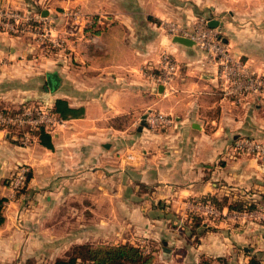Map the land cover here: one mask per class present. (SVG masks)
<instances>
[{
  "label": "crops",
  "instance_id": "1",
  "mask_svg": "<svg viewBox=\"0 0 264 264\" xmlns=\"http://www.w3.org/2000/svg\"><path fill=\"white\" fill-rule=\"evenodd\" d=\"M0 3L32 11H38L39 5H43L39 11H47L56 20L61 18L59 14L63 10L70 8L80 10L89 18L84 24L89 25L86 30H79L72 39L75 62L67 59L60 62L59 94L53 100L54 104L57 98H63L74 108L84 107L85 115L65 120L50 129L54 148L41 145L38 139V144H34L25 155L27 161H24L32 171L27 187L30 186L33 192H48V203H36L27 217L23 214L18 217L15 208H5L6 221L0 225V241L11 245V255L20 257L19 247L24 241L43 246L66 241L62 236L67 230L65 234L55 233V228L64 224L63 220L56 221L59 207L56 202L64 201V192H73L80 197L86 195L92 200L85 207L81 204V218L77 217L81 225L79 236L88 237L82 225V214L90 211L92 215L87 213L90 218L86 222L95 223L100 192L94 189V185L99 189L102 187L95 183L99 182L97 177L101 170L98 167L114 164L115 156L110 155L113 150H108L104 158L101 147L112 148L113 141L126 143L123 139L132 137L130 127H118L110 121L131 116L139 118V123L145 122L140 126L142 133L139 136L144 146L143 154L140 156L136 152L138 157L133 162L142 164L133 167L134 170H129V175L125 174L123 178L117 173L108 177L115 186L111 192H117V199L110 192H102V197L107 199V213L113 219L117 211L122 213L124 218H120L124 226L134 225L147 230L158 225L159 238L166 252L169 250L167 245L185 247L184 253L160 256L166 264H205L202 263L204 257L214 262L213 259L227 254H233V259L238 257L241 264H246L255 250L243 245L246 254L237 253L236 243L243 240L241 233L235 230L207 233L195 249H190L187 247L194 237L190 240V232L184 231L187 226L178 224L173 214L181 212L188 223L192 222L186 209L194 213L198 211L192 203L187 207L184 198L219 196L227 192L223 186L226 183L236 184L243 189L241 192L249 191L252 184L260 187L259 182L264 178V161L238 151L236 141L242 137L264 139L263 107L254 100L236 105L226 98L220 90L217 66L210 55L196 44L175 42L161 22L175 21L185 28H192L199 17L223 22L218 28L230 50L262 75L264 27L256 24L250 32L248 26L233 28L231 17L236 18L232 12L236 5L234 0H0ZM252 7V21L264 20V0H258ZM58 8L62 9L61 13ZM96 15L104 17L99 21L104 26L98 34H93L87 30L97 22ZM30 46L33 47V41L27 36L0 33V52L9 59L10 65L4 74L10 75L12 69L21 68L27 62L26 55L32 50ZM164 53L175 57L179 72L171 88L160 84L159 91H156L146 78L145 70L159 69L160 72ZM150 110L171 115L173 123L159 130L149 128L144 117ZM1 147L6 146L0 143ZM135 171L139 175L136 181L131 177ZM122 179H125L123 184ZM85 183L88 184L85 186ZM133 183L136 185L134 190ZM146 185H154L152 192L157 196L152 198L157 197L161 206L165 202L173 203L171 215L178 228L171 230V219L166 215L169 210H159L160 217L156 219L152 217L155 207L149 210V204L135 203L138 196L134 198V192ZM261 187L264 191V185ZM122 188L128 191L123 202L118 198ZM7 189L0 184V196L5 197ZM117 202H122V208L117 207ZM165 207L170 208L167 204ZM101 222L107 224L108 219L103 218ZM249 224L242 226L247 228Z\"/></svg>",
  "mask_w": 264,
  "mask_h": 264
},
{
  "label": "rangeland",
  "instance_id": "2",
  "mask_svg": "<svg viewBox=\"0 0 264 264\" xmlns=\"http://www.w3.org/2000/svg\"><path fill=\"white\" fill-rule=\"evenodd\" d=\"M234 1L236 5H233L234 7L232 8V12L234 13L233 16H236L237 19H232L231 15H229V18L231 17V26H233V28L235 26L240 28L248 26V32H250L256 24L264 27V20L256 23L252 21L251 18L253 14L252 11L254 9L252 6L255 7L258 0ZM236 6H239V8L236 9ZM42 7L43 5H39L38 11L41 10ZM58 10L61 13L62 9L58 8ZM63 11L59 14L62 19L59 18L55 23L58 29L56 32L57 40H65L62 45L53 46L51 41L45 43L40 40L38 41L35 37L29 35L27 37L33 41V47L30 46V49L32 50L26 55L27 62L23 63L21 68L16 70L12 69L10 75L4 74L6 70L10 68V65L0 70V77L2 76V78H0V113L4 117L11 118L15 121L14 123H0V130L2 131L0 132V143L6 146L0 148V184L5 185L8 188L5 192L7 202L5 203L4 210L9 207L15 208V210H18L19 213L18 217H20V215L22 216V214L24 217H27V213H29L32 206L36 205V203H48L46 195L49 194L48 192H33V189L30 186H26L23 189L11 187L10 182L11 180H16L18 178V173L23 168L28 169V172H32L30 165L26 162L27 156L25 155L29 154V150L34 144H38L35 128L41 124V120L44 119L48 128L52 130L65 121L59 120L53 113H51L53 100L55 96L59 94L60 82L58 83L56 90H50L47 83V74L56 73L60 77V62L65 61L66 59L69 60V62H75V54L71 46L73 43L72 39L77 36L79 30H86L89 26L77 23L72 18H68L66 16L64 17ZM60 16L57 15V17ZM96 16L95 20L97 22L93 23L94 25H92L87 32L98 34L101 30H103L104 25L99 23V21L101 19L104 20V17L100 15ZM158 73L159 69H151V71L145 70L146 78L149 79L150 84H153L156 88L157 85H155L151 79L153 75H157ZM46 91H48V93ZM157 111L159 110H150L149 112ZM149 112H147V114ZM48 119H50V121H48ZM138 121L139 118L137 119V117L133 118L131 116L118 118L117 120L113 119V121H110L113 124L116 123L118 127H130L129 134H131L132 137L127 140L123 139V141H127L128 143L119 142L118 144V141L117 143L113 141L114 146L112 148H107L105 145L101 147V154H104L102 155L104 158H106L105 154L108 150H113V152H110V155L115 156L114 164L108 163L104 164V166L98 167L102 172L100 171V174L97 177L99 182L95 183L102 187L99 189V187L94 185V189H97V192H100V203L98 206V212L96 213L97 219L94 221L95 223L90 225L86 222V220L90 218L89 215H92L90 211H88L89 215L86 211L82 214L84 221L82 225H84V232L87 231L88 237L81 238V236H79L81 231L79 218H81V204L85 207L86 205L91 204L92 200L86 197V195L85 197H80L76 196L73 192H64V201H61V203L58 201L56 202V204L59 205L58 209H56V221L63 220L64 224L59 225L58 228L56 227L55 233L56 235L63 232L65 234V231L67 230V234H63L64 236H62L66 241L62 240L61 243L50 244L51 246L30 245L26 244L24 241L22 246L19 247L21 253V255H19L20 257L17 255V257L11 255L13 254L11 245H6L5 242L0 241V264H56L57 260L60 259L69 260L77 253V246L86 244H91L93 246H113L129 243L140 247L146 253L153 254L155 260L161 264H166L160 257L165 253H184L185 247L175 248L174 244L167 245L169 248L168 252L163 249L165 245L159 238L158 225L147 230L139 229L134 225L128 226L127 224L124 226L122 223V219L124 218L122 213L117 211L118 214L116 213L114 219L107 213V199L102 197V192H110L114 194L115 199H117V192H111L115 186L112 185V182L108 181V177H113V175L117 173L116 175H120L123 178L125 174L126 176L129 175V170H134L133 167L140 166L142 164H134V161L138 157L137 153L141 156L144 148L142 142L139 141L142 129L140 130L141 123ZM129 154H135L136 158L129 159ZM87 167L90 168V166ZM131 177L136 181L139 178L138 171L132 173ZM123 183H125V179H122L121 184ZM259 183L260 187H255L256 184H252L248 189L249 191L246 192H241L243 189L239 188L236 184H223V186L225 185V190L227 192H222L219 196L212 195L220 198V200L217 202H210V204L216 208L215 210L219 211L218 214H212L209 212L194 213L191 211L189 212L188 209H186L189 213L188 218L192 220V222L188 223L189 220H187L181 212H174L173 215H175V219L178 224L180 223L189 228L188 229L186 227L184 231L190 232V240L194 237L192 242H189V246L187 248L195 249L197 243L201 242V238L207 233L221 234L226 232L230 233L232 230H235L237 233H241L240 235L243 238L240 244L236 243V248L238 250L237 253L245 255V249L242 247L245 245L246 247L251 248L252 251L255 250L252 256L256 255L262 261V264H264V191L261 187L264 185V178L260 180ZM86 184L88 183H85V186ZM131 186L133 190L136 187L134 183ZM129 187L130 186L128 185V188ZM125 189L127 188H122L120 190L121 194L118 196L122 202L127 197L128 191ZM153 189L154 185L140 186L138 191L134 192V198L138 196V199L135 198V201H137L135 203L139 205L144 203L149 204V210H153L155 207V215L152 217L156 219H159L160 217L159 210H169L166 215H168L171 219V230L178 228V225H174L173 223L175 222V220H173L174 216L171 215V206H173V203L165 202L164 206H161V202L157 199V197L152 198L156 195L152 192ZM85 190H87L86 187ZM85 190L82 191L84 192ZM37 193L40 195H36ZM84 193L86 194V192ZM224 193L229 195L226 196ZM104 195L107 196L108 194L106 193ZM36 196L40 197V200L38 197L36 198ZM184 199L187 207L190 203L197 204L202 201L200 200L201 198L187 197ZM122 202H117L118 208H122ZM241 202L243 208L239 209L238 206ZM165 204H167L170 208L167 209ZM22 211H24V213ZM78 216L79 218L77 219ZM103 218L108 219L107 224L101 222ZM28 220L29 219L26 221L28 222ZM16 222L18 221L16 220ZM22 222L25 221L22 220ZM221 222L223 225L219 226V223ZM245 224H249L247 228H243L242 225ZM27 236L28 235H26L25 238H27ZM25 240L27 241L28 239ZM164 240L166 239L164 238ZM190 249L188 251H190ZM22 253L25 254L23 255ZM232 257L233 254L221 255L220 257L213 259L215 260L214 262H211L210 259L204 257L202 263L241 264L240 258L234 257L233 259ZM79 264H83L81 260H79Z\"/></svg>",
  "mask_w": 264,
  "mask_h": 264
},
{
  "label": "built area",
  "instance_id": "3",
  "mask_svg": "<svg viewBox=\"0 0 264 264\" xmlns=\"http://www.w3.org/2000/svg\"><path fill=\"white\" fill-rule=\"evenodd\" d=\"M63 16L74 19L77 23L85 24L89 18L78 9H65ZM209 20L199 17L192 28H185L175 21L164 20L161 25L170 38L182 36L189 38L201 49L206 51L211 60L217 66V79L221 92L226 98L231 99L236 105H242L249 101H256L264 110V75L257 74L239 56L235 55L225 42L221 30L218 27H210ZM56 18L45 16L43 12L29 9H17L0 3V33L21 37L33 36L38 41H51L53 46H60L65 40H57ZM9 65V59L0 52V70ZM179 65L175 57L170 53H164L161 60L160 72L153 75L152 82L172 87L178 76ZM47 121V120H46ZM50 121V119H48ZM14 123L11 118L4 117L0 113V123ZM146 123L149 128L159 130L173 123V117L169 114L157 111L146 115ZM45 124V120H41ZM236 149L240 152L253 155L264 160V139L242 137L236 141ZM133 159V155H128ZM28 169L23 168L18 173L16 180H11V187L23 189L28 184ZM198 212L218 214L210 203H192Z\"/></svg>",
  "mask_w": 264,
  "mask_h": 264
},
{
  "label": "trees",
  "instance_id": "4",
  "mask_svg": "<svg viewBox=\"0 0 264 264\" xmlns=\"http://www.w3.org/2000/svg\"><path fill=\"white\" fill-rule=\"evenodd\" d=\"M53 113L59 120H68L71 118H80L85 115V108H74L70 106L69 102L63 98H57L51 108ZM35 134L39 139L41 145L54 148L52 142V134L50 129L45 124H39L35 128ZM32 172H28L29 182ZM201 202H217L220 198L208 195L201 198ZM7 199L0 196V225L6 221L4 215V207ZM230 208V206H229ZM239 209L243 208L242 202L238 206ZM79 260L83 264H161L155 260L153 254L146 253L140 247L132 244H119L113 246H93L91 244L77 246V253L69 260H57L56 264H79ZM247 264H262V261L256 256H252Z\"/></svg>",
  "mask_w": 264,
  "mask_h": 264
},
{
  "label": "water",
  "instance_id": "5",
  "mask_svg": "<svg viewBox=\"0 0 264 264\" xmlns=\"http://www.w3.org/2000/svg\"><path fill=\"white\" fill-rule=\"evenodd\" d=\"M48 14L49 13L47 11L43 12V15H45V16H47ZM208 24L210 27L214 28V27H219L220 25L223 24V22H220L219 20H216V19H210ZM174 41L181 43V44H184V45H194L195 44V42L193 40L186 38V37H182V36L174 37ZM59 82H60V77L58 74H56V73H48L47 74V83H48L50 90H52V91L56 90ZM156 89H158V91H159V86ZM144 118H146V116ZM141 124L145 125V122L143 121ZM141 129H142V127H140V130Z\"/></svg>",
  "mask_w": 264,
  "mask_h": 264
}]
</instances>
